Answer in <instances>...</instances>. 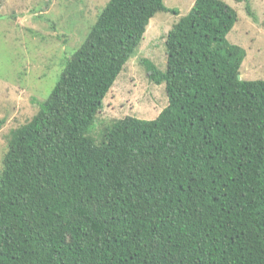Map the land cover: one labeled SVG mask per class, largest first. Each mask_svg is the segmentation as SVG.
<instances>
[{
    "label": "trees",
    "instance_id": "1",
    "mask_svg": "<svg viewBox=\"0 0 264 264\" xmlns=\"http://www.w3.org/2000/svg\"><path fill=\"white\" fill-rule=\"evenodd\" d=\"M160 12L177 16L164 68L143 62L168 105L100 127ZM238 19L226 0L186 14L165 0L103 6L0 146V264H264V79L242 77Z\"/></svg>",
    "mask_w": 264,
    "mask_h": 264
},
{
    "label": "rangeland",
    "instance_id": "2",
    "mask_svg": "<svg viewBox=\"0 0 264 264\" xmlns=\"http://www.w3.org/2000/svg\"><path fill=\"white\" fill-rule=\"evenodd\" d=\"M0 1V114L4 110L8 119L0 130V146L4 148L9 128L35 113L38 104L34 96L43 100L49 95L65 57L81 45L109 0ZM226 1L239 15L228 38L246 50L242 77L264 79V0ZM194 2L165 0L169 8H177L181 14L188 13ZM247 3L255 17L247 11ZM176 18L173 13L160 12L152 19L139 50L105 99L98 119L100 127L127 115L154 119L168 105L165 86L149 78L143 59H151L164 68L166 50L162 37Z\"/></svg>",
    "mask_w": 264,
    "mask_h": 264
},
{
    "label": "water",
    "instance_id": "3",
    "mask_svg": "<svg viewBox=\"0 0 264 264\" xmlns=\"http://www.w3.org/2000/svg\"><path fill=\"white\" fill-rule=\"evenodd\" d=\"M239 77L241 78V75H239Z\"/></svg>",
    "mask_w": 264,
    "mask_h": 264
}]
</instances>
